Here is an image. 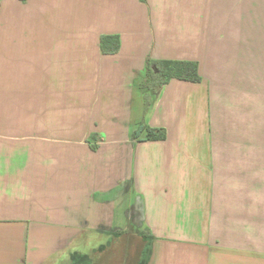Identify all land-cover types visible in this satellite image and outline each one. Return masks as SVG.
Segmentation results:
<instances>
[{
	"label": "crops",
	"instance_id": "0c3cea01",
	"mask_svg": "<svg viewBox=\"0 0 264 264\" xmlns=\"http://www.w3.org/2000/svg\"><path fill=\"white\" fill-rule=\"evenodd\" d=\"M148 58L195 61L202 80L171 79L146 112ZM259 103L264 0H1L0 264H110L105 243H70L105 240L129 195L138 229L113 233L146 229V264H264ZM141 122L166 139H134Z\"/></svg>",
	"mask_w": 264,
	"mask_h": 264
},
{
	"label": "trees",
	"instance_id": "16d2710c",
	"mask_svg": "<svg viewBox=\"0 0 264 264\" xmlns=\"http://www.w3.org/2000/svg\"><path fill=\"white\" fill-rule=\"evenodd\" d=\"M1 1V0H0ZM122 43L119 35H103L101 38V48L103 53L115 54L121 49ZM181 79L191 82H200L202 76L199 72V65L195 61L189 60H167L148 58L145 69V77L140 82V87L145 91L146 112L150 109L153 100L151 95L157 94L170 82L171 79ZM132 137L140 141L143 140H163L167 137L164 128H152L145 122H141L132 132ZM93 149L97 145H92ZM123 230L115 232V236H121ZM136 233L145 242V249L139 264H146L149 249L153 241V236L146 229L138 230ZM106 246V245H105ZM72 254V264H92L89 255Z\"/></svg>",
	"mask_w": 264,
	"mask_h": 264
},
{
	"label": "rangeland",
	"instance_id": "374dc122",
	"mask_svg": "<svg viewBox=\"0 0 264 264\" xmlns=\"http://www.w3.org/2000/svg\"><path fill=\"white\" fill-rule=\"evenodd\" d=\"M142 76H141V78H142ZM153 97H154V95H151L150 99L153 100ZM134 98H136V105H138V107L140 109L143 108V110L146 111V103H145V100H143L144 97H142V93H140V87L137 88L136 96H134ZM259 104H260L259 105V111L257 112L256 117H257V119H260L263 121L264 120V104H262V103H259ZM149 107H151V106L149 105ZM263 127H264V123H263ZM257 134H259L258 131H257ZM132 201H133V196L129 195L126 198L121 199L118 202V205L116 206V215L114 217L112 215V219L114 220V224H112L113 222H111V224L114 228L111 230L110 235L107 238H105V240H101L99 238L95 239L93 237L81 239L78 241L73 240V242L70 243V246L74 249L78 248L82 251L83 250L86 251V249H88L89 247H92L94 244L97 245L98 241H101V243H105L106 246L110 247V259H109L110 264L134 263L136 257L138 256V254L140 252V249L143 246V241L141 240L140 237H137L138 235L136 233L135 234L137 236L127 237L132 232V231H130V229H132V230L138 229L134 225L135 222L132 223V220L127 219V216L125 213V210L132 204ZM112 209H113V206H112ZM131 225H133V228L130 227ZM116 226L117 227H124V228L127 227L126 231L128 232L127 233L128 235L124 236L126 238H124V237H121L120 239L115 238V233H113V232L116 229ZM42 241H43L42 243H39L37 245L36 242L31 239V241H30L31 248L33 246V250H35V249L42 247V249L45 252H50V250L54 249L56 246H59V244H60V239L57 240L55 238V236H51L50 238L49 237L45 238ZM111 249L115 250V251H111ZM66 263H67L66 259L64 261L60 262V264H66Z\"/></svg>",
	"mask_w": 264,
	"mask_h": 264
}]
</instances>
